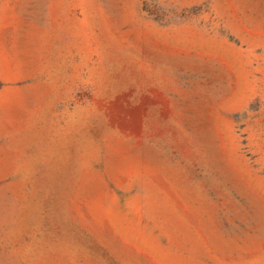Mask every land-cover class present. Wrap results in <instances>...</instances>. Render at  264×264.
<instances>
[{"label": "rangeland", "instance_id": "374dc122", "mask_svg": "<svg viewBox=\"0 0 264 264\" xmlns=\"http://www.w3.org/2000/svg\"><path fill=\"white\" fill-rule=\"evenodd\" d=\"M0 264H264V0H0Z\"/></svg>", "mask_w": 264, "mask_h": 264}]
</instances>
